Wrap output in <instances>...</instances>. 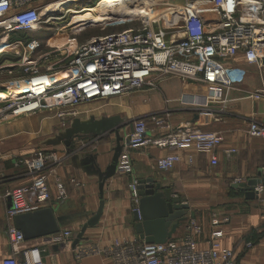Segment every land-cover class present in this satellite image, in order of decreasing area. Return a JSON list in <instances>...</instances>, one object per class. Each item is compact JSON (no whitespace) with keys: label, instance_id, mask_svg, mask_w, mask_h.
Returning a JSON list of instances; mask_svg holds the SVG:
<instances>
[{"label":"built area","instance_id":"2783aa9c","mask_svg":"<svg viewBox=\"0 0 264 264\" xmlns=\"http://www.w3.org/2000/svg\"><path fill=\"white\" fill-rule=\"evenodd\" d=\"M49 5L44 6L40 0H0V34L8 37L40 31L44 18H51L52 12L44 13ZM164 9L171 10L173 17L159 16L148 21L141 14H135L142 20L137 25L71 45L72 57L58 70L38 69L33 54L40 44L34 37L26 46L23 39L9 42V49L21 48L22 72L4 84L3 92L0 90V123L40 110H55L62 121L75 114L70 108L78 104L143 88L155 89L159 79L170 76L205 84L207 100L224 105V90L242 83L246 75L245 68L232 64L235 58L242 55L246 63L262 65L264 0H190L183 6L168 5ZM159 22L162 23L156 29L155 24L158 26ZM263 91L250 97L258 99ZM219 111L223 112L224 106ZM131 125L132 130L126 135L128 143L118 158V173L131 174L130 149L148 144L193 148L210 153L212 165L217 164L215 149L222 142L218 132L188 124L173 129L166 118L158 114L137 117ZM150 125L154 131L165 128L168 132L149 136ZM248 133L264 137V125L252 121ZM13 160L15 165L25 168L31 182L6 192L12 200V208L6 214L12 220L50 200L48 170L60 163L61 157L54 151L38 150ZM179 160L178 155L168 154L158 158L156 164L160 170L167 171ZM72 182L78 184L74 179ZM128 188L135 201L133 211H138L137 180L130 182ZM263 190V183L254 187L257 195ZM67 196L66 185L57 182L56 198L63 200ZM212 225L210 243L205 249L197 247L195 235L200 228L196 220L190 218L186 233L179 239L147 243L137 238H115L104 246L80 242L72 249L73 256L78 261L90 255H102L110 264H235L232 249L222 245L221 222L214 219ZM6 233L12 254L2 264H44L37 247H23V234L14 224L7 227ZM63 237L72 238V234L65 231Z\"/></svg>","mask_w":264,"mask_h":264},{"label":"crops","instance_id":"0c3cea01","mask_svg":"<svg viewBox=\"0 0 264 264\" xmlns=\"http://www.w3.org/2000/svg\"><path fill=\"white\" fill-rule=\"evenodd\" d=\"M40 1L48 3L50 0ZM12 35L19 40L23 36ZM9 53L18 57L11 65L21 66L22 51L18 47L3 53L0 63L7 60ZM232 64L245 68L246 75L242 83L224 90V105L207 100L205 84L170 76L159 79L155 89L143 88L86 102L87 105L77 109L79 114L69 126L60 124L54 110H40L1 123L0 264L12 254L6 230L9 225H15L14 219H9L6 214L10 209L6 192L31 182L25 168L15 165L13 159L29 156L38 150L54 151L61 157L60 163L48 170L50 200L34 209L51 208L59 232L24 240L23 247H37L44 264H110L102 255H90L76 261L71 243L99 206L100 181L90 166L89 157L91 155L95 165L104 172L113 161L115 134L78 132L88 141L74 146L72 142H66L69 133L76 131L78 124L95 123L106 127L112 121L120 135H127L132 130L133 119L151 114L165 117L173 129L188 124L193 128L220 133L222 142L215 149L217 164L212 165L210 153L197 152L193 148L148 144L130 149L133 172H117L105 181L102 216L96 225L86 229L81 242L104 246L115 238L140 239L135 232V201L128 185L133 180L155 176L156 181H161L164 188L189 206L187 219L180 223L172 238L184 236L188 220L194 218L200 228L195 235L197 247L205 249L209 246L210 232L214 228L212 221L218 219L224 233L222 245L232 249L235 264H264V190L249 199L244 190L233 186L258 178L259 171L264 169V137L248 133L252 121L264 125V91L258 99L250 97L264 90V59L259 65L246 63L242 55H238ZM223 106L224 111H219ZM167 132L165 128L154 131L151 125L148 129L149 136ZM168 154H176L180 160L173 169L160 170L156 161ZM73 179L77 185L72 182ZM59 181L66 185L68 191L63 200L56 198V183ZM224 218L226 222L222 221ZM65 231H70L72 238H64Z\"/></svg>","mask_w":264,"mask_h":264},{"label":"water","instance_id":"95a60500","mask_svg":"<svg viewBox=\"0 0 264 264\" xmlns=\"http://www.w3.org/2000/svg\"><path fill=\"white\" fill-rule=\"evenodd\" d=\"M78 123V121H76ZM75 130V129H74ZM94 132L102 134L104 132H114L116 145L113 149L114 156L110 166L103 172L95 165L94 158L90 155L89 163L98 174L100 201L97 211L81 226L72 240L71 247L75 248L82 240L88 227H92L99 222L104 209L103 186L107 179L117 173L118 158L125 144L128 143L126 135H120L118 127L112 121L105 126L95 123L78 124L76 131L69 133L67 144L71 143L74 133ZM264 184V169L259 171V177L249 179L244 182L235 183L233 186L244 190L247 198L256 197L254 187L257 184ZM138 211H134L135 232L140 239L147 243H164L171 239L180 223L187 219L189 206L182 202L180 197L172 195L168 188L162 186L161 181H156L155 176L137 180ZM10 208L12 200L9 197ZM193 217V213H190ZM15 226L22 232L24 240L34 239L42 236H49L59 232L58 223L53 210L49 207L40 208L26 213L18 214L14 218Z\"/></svg>","mask_w":264,"mask_h":264},{"label":"rangeland","instance_id":"374dc122","mask_svg":"<svg viewBox=\"0 0 264 264\" xmlns=\"http://www.w3.org/2000/svg\"><path fill=\"white\" fill-rule=\"evenodd\" d=\"M56 1L58 0H50L48 3L52 4ZM189 1L190 0H167L163 3H160L154 9L165 8L168 5L183 6ZM152 3H154L153 0H129L127 3L121 6L118 11L119 13L115 17L109 18L108 20L104 19L103 21L101 20L91 23H71L73 22L72 18L74 17V15L72 14H75L74 12H72V10L84 12V9L89 10V8H94L95 11L92 12L93 15H105L107 13L106 10L103 11L105 3H101V0H92V2L89 1L88 3L87 0H77L75 2L67 4L68 6L65 5L61 7L57 12L51 15L50 19L47 20L46 18H44L45 21L42 24V28L40 31L33 34H16L31 36L39 41L40 45L34 50L33 54L34 59L37 61L36 66L39 70H58L62 67H65L69 59L72 57V53L70 52L71 45L86 42L93 36H100L109 32L119 31L132 25L139 24L142 20L139 16H135L136 12L132 8L136 6L138 9L142 4L145 9ZM42 4L46 6L47 3ZM127 13H129L128 15L133 17L130 19L125 18L126 16L123 15ZM161 23L162 22H159L158 26L155 24V28L157 29ZM4 36L5 34H0V38H5ZM16 38L17 36H13L11 34V36H9V42H12ZM22 42L25 46L28 43L24 40ZM9 48L5 52H8ZM14 56L15 55L9 53V55H7V60L0 63V90H2V92L5 90L6 87L4 86V84L8 80L15 79L21 75L22 71H20V67L22 66V64L21 66H18L16 64L11 65V63H15L16 61H13L17 60L18 58ZM85 105L87 104L82 103L70 108V112H75V114L66 116V118L62 121L57 117L60 121V124L64 127L69 126L70 121L79 114L77 109ZM3 122L4 121H2V123ZM72 136L73 138L71 142L73 146L74 144L88 141L87 139H85L86 137L81 133H74Z\"/></svg>","mask_w":264,"mask_h":264},{"label":"bare ground","instance_id":"6f19581e","mask_svg":"<svg viewBox=\"0 0 264 264\" xmlns=\"http://www.w3.org/2000/svg\"><path fill=\"white\" fill-rule=\"evenodd\" d=\"M75 1H77V0H58V1L50 4L48 7H46L44 13L47 14V13L52 12V15H53V13L57 12L61 7L67 5L71 2H75ZM89 1L92 2V0H87V3ZM128 1L129 0H101V3H105V6L103 8V11H105V10L107 11V13L105 15H93L92 12L95 11L94 8H89V10L84 9L83 10L84 12L72 10V12H74L75 14H72V15H74V17L72 18L73 22H71V23H74V22H76V23H78V22L89 23L90 22L91 23V22H97V21H101V20L103 21L104 19L108 20L109 18L115 17L119 13L118 11L121 8V6H123ZM164 1H167V0H153L154 3L150 4L145 9H144V6L142 4L139 6L138 9L136 6L132 9L135 10L136 14H141V16L144 19H147L148 21H151L153 18L159 17V16H163L165 18H172L173 12L169 9H164V8H162V9H150V7L152 5H154V4L159 5L160 3H163ZM128 14L129 13L124 14L123 16H127ZM8 40H9V38L5 37V38H3V40L0 41V55L2 53H4L9 48V46H7L9 43Z\"/></svg>","mask_w":264,"mask_h":264},{"label":"trees","instance_id":"16d2710c","mask_svg":"<svg viewBox=\"0 0 264 264\" xmlns=\"http://www.w3.org/2000/svg\"><path fill=\"white\" fill-rule=\"evenodd\" d=\"M32 37L31 36H24L23 35V40L25 41V42H28L30 39H31Z\"/></svg>","mask_w":264,"mask_h":264}]
</instances>
